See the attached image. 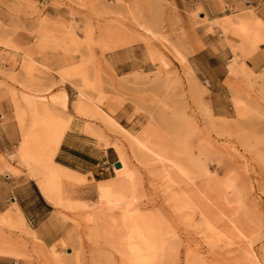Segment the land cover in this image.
Wrapping results in <instances>:
<instances>
[{
	"label": "rangeland",
	"instance_id": "obj_1",
	"mask_svg": "<svg viewBox=\"0 0 264 264\" xmlns=\"http://www.w3.org/2000/svg\"><path fill=\"white\" fill-rule=\"evenodd\" d=\"M39 6L28 3L21 11L13 5L0 15V192L10 196L13 190L28 203L32 190L19 183L31 177L41 191L51 176L43 161L60 134L53 166L77 176L55 184L63 206L45 197L59 218L58 243L46 248L26 235L15 205L16 212L0 215V257L23 264H264V70L254 74L238 64L264 44V22L253 14L215 23L234 54L229 70L236 77L225 85L191 70L181 47L187 25L178 0H54L60 11L54 21L41 18ZM20 17L37 26H13ZM44 39L52 46L42 48ZM63 93L66 106L55 104ZM28 101L35 110L21 126L15 103L26 108ZM73 119L95 144L110 148L99 166L79 163L93 170L90 179L55 160ZM24 135L35 147L38 168L20 162ZM138 136L174 158L189 149L208 173L200 185L226 190L224 207L202 193L196 211L182 209V185L172 176L161 180ZM120 159L131 183L109 207L98 187L120 180ZM7 174L24 178L17 183ZM194 187L188 181L182 188L191 193ZM27 207L33 213L34 205ZM212 225L234 229L235 236L224 238ZM148 226L163 232V249L145 254L143 262L128 237Z\"/></svg>",
	"mask_w": 264,
	"mask_h": 264
},
{
	"label": "crops",
	"instance_id": "obj_2",
	"mask_svg": "<svg viewBox=\"0 0 264 264\" xmlns=\"http://www.w3.org/2000/svg\"><path fill=\"white\" fill-rule=\"evenodd\" d=\"M28 3H38L40 5L37 9L42 14L41 18L53 21L60 18V11L54 9V0H0V15L8 14V9L13 8V5L17 9L20 7L26 9V4ZM178 4L181 18L185 19L187 25L181 47L185 54L188 53L187 61L191 70L195 75L208 77L211 83L223 82L225 85L228 84L233 79L232 77H236L229 70V66L234 61V54L227 40L218 38L221 30L215 23L223 21L226 17H232L237 20L248 16L252 17L253 14L257 19L264 22V0H178ZM19 10L22 11L21 8ZM194 13H198L199 20L193 16ZM12 24L13 26L24 27L26 29L33 24L37 26V23H34V21H27L22 17H20L18 22L14 21ZM247 49L250 50V46ZM133 50L135 51V49ZM238 64L239 66H245L254 74H260L264 70V44L258 49L251 51ZM217 75L222 76V78L216 79ZM81 127H84V124L76 122L75 119L72 120L70 129L55 160L60 165L81 173L90 179L91 177H95L93 170H85V167H79V163L81 162L84 165L90 166V168L99 166V159H105L110 148H103L95 144V138L83 132V128ZM86 148L92 149L100 155V158L93 155ZM4 177L17 180V183L24 178L23 176H12L10 174ZM19 185L24 188L27 187L28 192L32 190L31 200L27 203L26 200L20 197H14L12 195L14 193L13 190L10 192V196L0 192V215L8 211L16 212L18 208L24 215L28 225L33 226V230L36 231L45 247L51 248L59 241L57 230L59 218L54 215L56 213L54 206L46 200L38 187L37 181L32 177L19 183ZM27 205H34L33 213H29ZM0 264L23 263L13 258L0 257Z\"/></svg>",
	"mask_w": 264,
	"mask_h": 264
},
{
	"label": "bare ground",
	"instance_id": "obj_3",
	"mask_svg": "<svg viewBox=\"0 0 264 264\" xmlns=\"http://www.w3.org/2000/svg\"><path fill=\"white\" fill-rule=\"evenodd\" d=\"M50 46H52V42L49 39H44L42 41V48L46 49ZM232 70H233V68H232ZM67 100H68L67 93H63L62 96L56 97L53 100V102L55 104H61L63 101V105L66 106ZM15 106H16L15 108L17 109V113H18L17 118L19 119L20 125L23 126L25 124L26 117L30 113H34L35 103L28 101L26 103V108H23L20 105V103L16 102ZM111 125H113V124L111 123ZM153 133H151V134H153ZM26 137L27 136L24 135L22 143H21V147L19 148V151H18V157L20 159V162L27 167H31V166H35V165L37 166L39 164V160L36 158V155L34 154L35 147L33 146V144L28 143ZM61 139H62V136L60 134L58 140L53 143L52 153L49 155V157L46 159V161L45 160L43 161L45 163L44 166L47 167L48 170H50L51 176H50V179L48 180V183L41 182V187H40L41 193L44 195V197H46L47 200H49L51 203H53L56 206H63V202H62V198H61V192H59V190H57L55 188V187H57L55 184L60 182V181L69 180V179L74 178V176H77L74 173H72L68 170H65L62 167H54L53 166L52 158L54 157L55 152L60 145ZM135 141L139 145L145 147L151 154H153L154 160L158 162V163L156 162V165L154 164L155 168L153 170H156L157 172H159L161 174V176H160L161 180H163L165 183H167L168 177L172 176L173 181L176 184L180 183L182 185L181 188L179 189V196H180L179 199L181 202V208L182 209L188 208V209H191L192 211H196L200 207L199 206V203L201 202L200 195H203V194L207 198L208 201H211L214 204H218V205L220 204V206H221L222 204H224L226 202V200L223 196V194H224L223 192H225L226 190L222 191V186L220 187V185H213V184L209 185L208 183L204 186L200 185V181L204 177H206V175H208V173H207L206 168L201 167L198 159L193 155V153H191V151H189V149L188 150H187V148L184 149L183 150L184 152H182V153L180 152L181 154L179 153V156L176 154L178 157H176V155H174L175 156V158H174L173 156L169 155L166 151H164L163 146H160L158 149H155V150L148 148L146 146V144L144 143L143 138H141L140 136L135 137ZM186 142H188V141H186ZM188 145H189V142H188ZM12 158H14V157H12ZM119 162L121 163V168L116 169V173L118 174V176H120V180L118 182H114L116 180L114 178L112 181H110V180L102 181L103 185L98 187V191L100 192L101 198H103L104 200L107 201V206H109V207L110 206L115 207L119 204V202L121 200V197H120L121 190L128 188L129 184L131 183L129 180L132 178V175L131 174H125L126 171L128 170V164L123 159H120ZM36 166H35V168H38ZM33 173H34V171H33ZM188 181H190V182H192V184H194V186H195L194 192L190 193L188 191L186 192L183 190L182 187H185L187 185ZM225 194H226V192H225ZM201 198H204V197L202 196ZM218 205H216V206H218ZM216 208L212 207V209H216ZM219 209L223 210V212H224V209L222 207ZM215 211L217 212V210H215ZM200 212H201V210L199 211V213ZM216 212H214V214ZM223 212H222V214H223ZM100 214H101V212L99 211L97 216L99 217ZM218 214L221 215L220 213H218ZM215 216H217V214ZM219 217L217 216L216 218H219ZM16 218L20 223L22 231L26 235L30 236V238H32V240H34L36 242H42L39 239L36 231L29 227V225L26 222L24 215L22 214V212L19 209H18V213H17ZM224 218H225V216L223 217V219ZM228 218H230V221L231 220L234 221L233 218L231 219L230 215H228ZM228 220L229 219H227V221ZM143 222L147 223L148 221H146V218H143ZM235 224H238V223H235ZM231 226L234 227L233 225H231ZM213 227L224 238L231 239L233 236H235V234H234L235 230L234 229H229L227 227H221V228H218L215 226H213ZM238 227H240V226H238ZM238 227H237V229H238ZM148 228H149V226L140 232H135L132 229V232L130 233V237H128L129 238L128 243H129V247H130L132 253L136 256V258H138V260H141L143 262L148 260V258H147V260L143 259L145 254L154 255L155 253L160 252L163 249V241H164L163 236H162L163 232L160 230H157V229H148ZM144 252H146V253H144Z\"/></svg>",
	"mask_w": 264,
	"mask_h": 264
},
{
	"label": "water",
	"instance_id": "obj_4",
	"mask_svg": "<svg viewBox=\"0 0 264 264\" xmlns=\"http://www.w3.org/2000/svg\"><path fill=\"white\" fill-rule=\"evenodd\" d=\"M115 167H116L117 169H120V168H121V163H120V162H117V163L115 164Z\"/></svg>",
	"mask_w": 264,
	"mask_h": 264
}]
</instances>
